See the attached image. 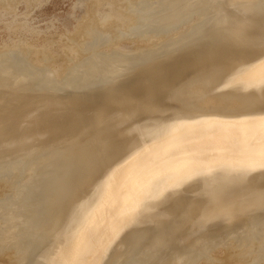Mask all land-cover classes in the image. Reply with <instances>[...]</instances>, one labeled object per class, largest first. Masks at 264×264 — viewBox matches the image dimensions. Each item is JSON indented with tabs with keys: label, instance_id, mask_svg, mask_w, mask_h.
<instances>
[{
	"label": "bare ground",
	"instance_id": "1",
	"mask_svg": "<svg viewBox=\"0 0 264 264\" xmlns=\"http://www.w3.org/2000/svg\"><path fill=\"white\" fill-rule=\"evenodd\" d=\"M130 1L133 51L0 53V264H264V0Z\"/></svg>",
	"mask_w": 264,
	"mask_h": 264
},
{
	"label": "rangeland",
	"instance_id": "2",
	"mask_svg": "<svg viewBox=\"0 0 264 264\" xmlns=\"http://www.w3.org/2000/svg\"><path fill=\"white\" fill-rule=\"evenodd\" d=\"M128 1L130 0H0V53L21 52L20 54L25 56L29 62L31 61L37 65L42 64L43 56H48L47 65L51 67L56 75H59L66 69V65L76 59L78 61L80 54L75 45L78 42L83 43L85 37H90V34L87 35L88 32L95 31L97 28L101 30L99 31V33L102 32L101 34L109 31L113 33L111 35L112 39L109 37L108 40L105 39L106 41L103 38L105 42L100 41L101 44L97 45L101 46H99V51L103 53L106 50V52H111L114 48L133 51L138 44H147L155 37L153 35L149 38L144 35L146 37L145 42L144 38L143 41L135 40L136 36L129 37L130 39L126 37L118 39L120 31L127 32L125 31L126 25L132 28L133 15L132 12H130L131 15L129 14L130 9L126 6ZM131 1L129 4L133 3V0ZM194 15L191 17L193 19L189 20L190 22L184 23L185 25L178 27L179 29L176 32L173 31L172 34L182 32L191 24L197 22L198 17H196V14ZM113 23L114 25L117 23L116 25L122 30L117 29L118 32L116 29L114 30ZM93 27H96V29L94 30ZM116 32L118 33L117 39L114 38ZM109 33L107 34L110 36L111 33ZM82 40L83 42H80ZM108 48H111L110 51ZM17 58L14 57L16 60L11 63L10 67L23 71L22 69L26 67V63ZM20 65L22 66L18 68ZM36 71H38L37 68ZM221 248L219 247L214 253L212 252L213 256L217 257V261L219 259L218 264L223 262V264H242L240 261L230 260L226 262L224 247ZM199 260L200 258L197 263ZM201 260L198 264H206L203 259ZM214 264H217V262Z\"/></svg>",
	"mask_w": 264,
	"mask_h": 264
},
{
	"label": "snow or ice",
	"instance_id": "3",
	"mask_svg": "<svg viewBox=\"0 0 264 264\" xmlns=\"http://www.w3.org/2000/svg\"><path fill=\"white\" fill-rule=\"evenodd\" d=\"M262 160H264V152H262Z\"/></svg>",
	"mask_w": 264,
	"mask_h": 264
}]
</instances>
